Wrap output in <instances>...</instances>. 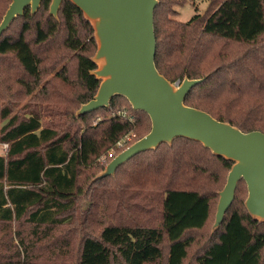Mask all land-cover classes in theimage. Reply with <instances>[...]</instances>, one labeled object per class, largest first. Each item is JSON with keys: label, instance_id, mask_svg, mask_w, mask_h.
Masks as SVG:
<instances>
[{"label": "trees", "instance_id": "trees-1", "mask_svg": "<svg viewBox=\"0 0 264 264\" xmlns=\"http://www.w3.org/2000/svg\"><path fill=\"white\" fill-rule=\"evenodd\" d=\"M51 1L0 35V233L20 242L0 238V264H264V222L245 206L244 179L211 232L233 161L199 141L162 143L90 184L105 167L97 160L129 132L145 136L151 119L120 95L76 115L100 84L94 28L71 0L50 15ZM186 1L155 7L158 70L171 82L202 78L186 104L264 132V0H209L182 22L175 6ZM10 2L0 0V22ZM14 98H28L23 116Z\"/></svg>", "mask_w": 264, "mask_h": 264}, {"label": "water", "instance_id": "water-1", "mask_svg": "<svg viewBox=\"0 0 264 264\" xmlns=\"http://www.w3.org/2000/svg\"><path fill=\"white\" fill-rule=\"evenodd\" d=\"M94 28L97 49L90 71L100 84L94 97L82 103L76 115L109 107L114 96H124L136 111H145L151 130L116 154L93 179L113 176L136 155L169 145L179 137L201 142L216 156L233 161L226 184L219 191L211 232L221 225L232 205L238 182L244 179V201L252 218L264 222V132L242 131L205 110L185 103L187 94L202 78L184 77L179 84L157 68L154 11L159 0H71ZM42 0H11L1 22L0 35L27 7L35 14ZM63 0H52L49 14L59 16Z\"/></svg>", "mask_w": 264, "mask_h": 264}, {"label": "rangeland", "instance_id": "rangeland-1", "mask_svg": "<svg viewBox=\"0 0 264 264\" xmlns=\"http://www.w3.org/2000/svg\"><path fill=\"white\" fill-rule=\"evenodd\" d=\"M208 3H209V0H187L182 6L181 4L179 5H176L175 6V9L178 11V14L176 15V19H178L179 21H182V22H186L188 21L194 14L196 13H203L206 9H207V6H208ZM97 49V48H96ZM64 50V49H63ZM68 49H65V55H68ZM96 52V51H95ZM95 54V53H94ZM93 54V55H94ZM69 58L66 59V61H70L71 57H70V52H69ZM65 61V60H63ZM49 63V62H48ZM57 65L55 66V68H57L60 64H61V61L59 62H56ZM49 77H52V76H49ZM179 80L175 81L174 83L177 84ZM17 98V97H16ZM16 98H14L10 103L13 104V111L14 113H18L20 116H23L24 113L26 112V103H28V98H25V99H22V100H17ZM5 103H8V102H5ZM130 104V102H129ZM131 105V104H130ZM126 110H124L123 108H119L117 110H124L125 112H129L128 107H124ZM137 135L133 136L131 141H134L135 138H136ZM130 141V142H131ZM129 142V143H130ZM133 143V142H132ZM131 145V144H130ZM126 149V148H125ZM6 150H7V146H5V143H2L0 142V155H5L6 154ZM124 150V147H121V148H114V149H111L110 151H113V152H116V154H118L120 151ZM104 157H105V154H103L98 160H97V163H99V165H107V163L110 161V160H106L104 161ZM99 173V172H98ZM97 173V174H98ZM229 173V172H228ZM96 174V175H97ZM95 175V176H96ZM228 176V175H227ZM94 179V178H93ZM93 179L90 181V184L93 183ZM227 180V179H226ZM226 184V183H225ZM225 186V185H224ZM223 189V188H222ZM221 189V190H222ZM87 200H90L89 198H87ZM12 232H14V224H13V227H12ZM6 233V234H5ZM10 237L12 239V235L10 233V230H7V232H5V230H3L2 233H0V238H4L5 240L7 241H12V244L13 245H17L18 247L20 246V242L17 238H13L14 240H10ZM55 244V243H54ZM56 246V245H55ZM54 246V247H55ZM53 247V248H54ZM20 249V248H19ZM21 250V249H20ZM60 262H64V259H62Z\"/></svg>", "mask_w": 264, "mask_h": 264}, {"label": "built area", "instance_id": "built-area-1", "mask_svg": "<svg viewBox=\"0 0 264 264\" xmlns=\"http://www.w3.org/2000/svg\"><path fill=\"white\" fill-rule=\"evenodd\" d=\"M179 83H180V81L177 82V84H179ZM118 114H120V115H122V116H125V117H128L130 120H133V116L131 115V113H127V112H125L124 110H119V111H118ZM135 135H136L135 132H133V131L129 132L128 134H126L125 136H123V137L117 142V144H116L115 147L118 148V149L121 148V147H124V149L127 148V147H129V145L132 144V142H134V141H131V139H132V137L135 136ZM130 141H131V142H130ZM129 142H130V143H129ZM5 146L8 147V144L5 143ZM115 155H116V152L109 151V152L105 155V157H104V161L113 158Z\"/></svg>", "mask_w": 264, "mask_h": 264}]
</instances>
